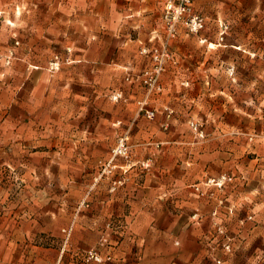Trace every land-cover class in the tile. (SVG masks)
<instances>
[{
	"label": "rangeland",
	"instance_id": "374dc122",
	"mask_svg": "<svg viewBox=\"0 0 264 264\" xmlns=\"http://www.w3.org/2000/svg\"><path fill=\"white\" fill-rule=\"evenodd\" d=\"M168 1L0 0L1 210L61 208L62 203L31 196L41 172L33 165L44 171L56 156L35 158L25 147L28 140L17 133L74 126L113 131L110 157L97 166L99 182L109 184L110 195L128 193L122 206L148 225L157 222V213L164 227L168 213H177L180 224L205 220L230 255L232 241L213 214L264 213V156L259 155L264 154V0H192V13L203 18L205 28L191 33L179 24L174 35L165 21ZM151 28L158 42L134 43L137 49L128 53L146 58L149 66L126 75L112 96V120L120 103L123 120H95L99 115L93 113L105 111L92 105L103 98H72L74 67L83 64L86 51L102 57L104 51L119 52L120 37L111 36L130 40ZM159 65L163 70L156 73ZM150 78L158 79L160 90L145 83ZM117 94L122 96L115 100ZM58 102L66 113H83L85 122L42 121L55 119ZM147 111H155V118ZM108 164L112 172L105 171ZM88 203L76 205L73 213H87ZM70 207L64 202L63 212L72 213ZM73 226L63 231L65 244Z\"/></svg>",
	"mask_w": 264,
	"mask_h": 264
},
{
	"label": "crops",
	"instance_id": "0c3cea01",
	"mask_svg": "<svg viewBox=\"0 0 264 264\" xmlns=\"http://www.w3.org/2000/svg\"><path fill=\"white\" fill-rule=\"evenodd\" d=\"M115 37H120L119 52L115 50L109 54L104 51L102 57L92 50L86 51L83 64L74 67L78 72L70 79L72 98L93 101L103 98L92 107L98 106L105 113L97 111L93 114L99 115L95 120L109 124L123 120L121 103L117 104L119 111L112 120V96L121 91L125 77L150 64L139 54L128 53L137 49L134 43L157 41L158 35L151 28L150 34L144 35L146 40L142 36L130 40L121 35L111 36ZM184 57L191 58L189 55ZM76 89L79 92L76 93ZM63 106L64 103L58 102L55 119L43 117L42 121L51 120L57 124L85 122L83 113H66ZM17 134L28 140L24 142L25 147L35 158L56 156L52 161L55 164L45 166L44 171L41 164L33 165L32 170L41 172L36 177L40 186L31 194L36 196L32 200L54 201L62 206L53 213H15L0 209V264H87L83 252L90 249L99 252L102 264H216V259H222L224 264H264V213L219 210L217 216L213 214L232 241L230 255L220 249V238L210 222L184 221L180 224L177 213H168V225L164 227L160 225V213H157V222L152 219L151 225L145 223L139 213H127L126 204L122 206V202L127 203L128 193L120 191L110 195L109 184L99 182L98 178V163L107 160L111 154V129L59 126ZM52 166L55 174L51 172ZM47 186L54 189L48 190ZM2 196L0 187V200ZM184 198L189 197L184 195ZM64 202L71 203L72 213L63 212ZM81 202H89V211L73 213ZM112 203L118 207H112ZM202 214L203 218H207L206 214L211 215ZM253 217L254 221H251ZM70 224L74 225L71 242L65 244L63 231Z\"/></svg>",
	"mask_w": 264,
	"mask_h": 264
},
{
	"label": "built area",
	"instance_id": "2783aa9c",
	"mask_svg": "<svg viewBox=\"0 0 264 264\" xmlns=\"http://www.w3.org/2000/svg\"><path fill=\"white\" fill-rule=\"evenodd\" d=\"M165 21L167 30L171 35H174L176 33L179 24H184V26L191 33H198L205 28V22L203 18L192 13V0H178V2L169 0L166 5ZM157 52L158 51L156 50V53ZM156 59H159V56H156ZM162 70V65H159L156 69V73H159ZM145 83L152 88H156L158 90L161 89L160 84H158L157 78H150L149 80H146ZM121 96V94H117L114 99L118 100ZM146 113L152 119L156 116L155 111H147ZM123 141L124 140L121 141L119 152H122L124 149V143H122ZM110 166L111 165L108 164V166H106L105 168V171L107 170L108 172H112L110 169H108L110 168ZM215 182L217 186L223 185V182L221 181ZM226 249H230V245H227ZM85 261L91 264H101L103 262V258L97 250L90 249L85 253ZM215 262L216 264H222V261L219 259H217Z\"/></svg>",
	"mask_w": 264,
	"mask_h": 264
}]
</instances>
